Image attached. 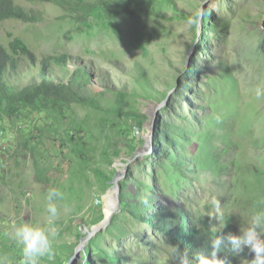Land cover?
<instances>
[{"label":"rangeland","instance_id":"rangeland-1","mask_svg":"<svg viewBox=\"0 0 264 264\" xmlns=\"http://www.w3.org/2000/svg\"><path fill=\"white\" fill-rule=\"evenodd\" d=\"M14 1L38 11L42 21H0V45L21 71L11 82H25L47 57L67 56L69 69L92 67L87 92L95 94L94 100L113 102L100 84L102 77L110 87L127 84L129 93L135 91L124 107L146 119L134 135L140 127L135 117L105 116L77 103L1 115L0 257L7 264H19L21 255L13 222L56 231L53 254L41 264H111L112 259L116 264H171L168 238L121 206L75 253L108 211L112 185L97 177V169L108 179L116 172L130 177L126 191L132 196L153 192L158 204L186 208L202 221L211 220L214 229L225 223L222 229L232 226L236 235L251 226L254 214L264 212V97L255 95L264 89V0H176L186 15L181 19H107L97 9L85 22L52 4ZM139 3L133 0L130 8ZM207 12L210 18L202 27ZM15 40L34 54L35 66L12 53ZM150 116L153 145L142 155ZM21 140H29L31 152L16 155ZM182 159L195 166L191 176L196 179L174 167ZM34 162L45 168L48 183L37 180ZM50 188L62 193L51 225L45 199ZM216 200L222 213L218 221L211 217Z\"/></svg>","mask_w":264,"mask_h":264},{"label":"trees","instance_id":"trees-1","mask_svg":"<svg viewBox=\"0 0 264 264\" xmlns=\"http://www.w3.org/2000/svg\"><path fill=\"white\" fill-rule=\"evenodd\" d=\"M25 1L52 4L61 8L71 19L78 22H85L91 13L97 9H101L107 19H113L120 15L127 16L130 19H139L144 16L158 19H181L186 17L183 11L178 10L176 0H140L136 9L130 8V3L133 0ZM209 18V12L204 14L202 27H205V23ZM7 19L31 24L42 21L38 11L23 8L17 5L14 0H0V21ZM10 49L13 54L23 57L31 67L35 66L36 57L21 41L15 40L11 43ZM68 59L70 58L67 56L47 57L42 63L38 64L39 66H37L35 72L25 82L13 83L10 78L19 76L21 73L19 64L0 45V117L1 115L6 116L17 113L20 110L27 112L56 111L63 108L64 104L70 106L71 103H77L92 108L105 116L124 115L135 117L137 125L140 126L138 128H141L146 116L127 109L123 105L126 97L133 93L135 88H132L129 93L130 90L127 84H122L119 88L110 87L102 77L100 84L104 91L112 94L110 97L113 99L111 104L102 105L94 100L95 94H91L90 91L87 92V84L90 82L91 77H94L92 67L79 64L75 68L71 67V70L67 67ZM71 139L73 140V137ZM30 145L29 140H21L17 145L16 155L25 151L31 152ZM77 154L81 158L85 157L81 151ZM34 163L37 180L48 183L45 168L38 162ZM173 165L180 169L184 175L189 176L190 174V177L197 178V176H191V174L196 173L195 166L189 164L188 160H177L173 162ZM95 174L100 180H107V182L111 180L101 170H95ZM130 180V177H125L121 181L119 194L121 210L129 213L137 221L149 226L153 231L168 238L167 247L171 264H175L171 251L173 245H179L181 250L187 251L196 264H199L200 257L210 258V240L216 234L235 235V229L232 226H226L217 233L214 231L213 223L209 219L202 221L183 207L168 208L165 205L158 204L152 198L155 196L153 192L147 196L141 191L138 195L132 196L126 191ZM131 198L136 199V201L132 203ZM101 220L102 216H99L97 221ZM262 238L264 239V235ZM92 243L93 241L90 245ZM252 257L253 254L248 248L236 254L228 246H225L218 254V258L226 259L227 264H242L244 261L251 260ZM111 264H116L115 260L112 259Z\"/></svg>","mask_w":264,"mask_h":264},{"label":"clouds","instance_id":"clouds-1","mask_svg":"<svg viewBox=\"0 0 264 264\" xmlns=\"http://www.w3.org/2000/svg\"><path fill=\"white\" fill-rule=\"evenodd\" d=\"M118 42V41H117ZM123 51V50H122ZM126 55V54H125ZM255 95L257 99L264 97V89H256ZM138 129L133 130V134L138 133ZM46 211L49 216V224L51 225L54 218L58 215L56 201L62 199V193L56 188L48 189L46 196ZM215 212L211 217L222 218L220 212V204L218 200L215 202ZM225 223L219 228L214 229L219 232ZM14 238L20 246L19 264H41V259L52 256V239L57 234L54 229H45L41 227H33L29 224H21L17 226L13 222ZM264 229V212H258L251 218V226L240 235H218L216 234L210 240L211 255L210 258L200 257L199 264H227L226 259L218 258L225 246L230 247L231 251L239 254L245 248L253 254L249 261H244L242 264L250 262V264H264V239L261 238V230ZM172 256L175 264H196V262L189 256L187 251L180 249L179 245L172 246ZM0 264H7L4 257H0Z\"/></svg>","mask_w":264,"mask_h":264},{"label":"water","instance_id":"water-1","mask_svg":"<svg viewBox=\"0 0 264 264\" xmlns=\"http://www.w3.org/2000/svg\"><path fill=\"white\" fill-rule=\"evenodd\" d=\"M166 100H163L161 103L155 105V112L161 108L162 106L165 105ZM151 122L149 123L150 127L148 129V137H147V146L142 148V155L143 154H148L149 152H151V147L153 145V141H152V124H153V120H154V116H150ZM122 173L116 172L115 176L110 180V184L112 185L110 190L108 191V194L112 195L113 201H114V206L110 212V214L108 216L105 215V217L103 218V220L95 227H93L91 229L90 233H86L81 242L79 243V245L77 246V248L75 249V253L78 254L79 251H81L85 244L100 230H102L103 228H105L107 226V224L110 222L112 216L114 214H116L120 208V201H119V194L121 191V181L122 179ZM75 254V255H76Z\"/></svg>","mask_w":264,"mask_h":264},{"label":"bare ground","instance_id":"bare-ground-1","mask_svg":"<svg viewBox=\"0 0 264 264\" xmlns=\"http://www.w3.org/2000/svg\"><path fill=\"white\" fill-rule=\"evenodd\" d=\"M106 204L108 206V211H107L106 216H108L110 214L113 206H114V201H113L112 195L109 197V199L107 200Z\"/></svg>","mask_w":264,"mask_h":264},{"label":"built area","instance_id":"built-area-1","mask_svg":"<svg viewBox=\"0 0 264 264\" xmlns=\"http://www.w3.org/2000/svg\"><path fill=\"white\" fill-rule=\"evenodd\" d=\"M137 129L139 130L138 133H139L140 131H142L141 128H137Z\"/></svg>","mask_w":264,"mask_h":264}]
</instances>
